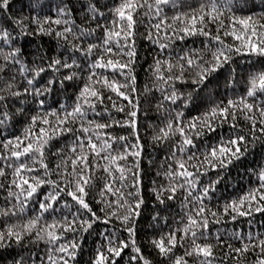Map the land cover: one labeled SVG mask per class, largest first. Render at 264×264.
<instances>
[{"label":"snow or ice","instance_id":"1","mask_svg":"<svg viewBox=\"0 0 264 264\" xmlns=\"http://www.w3.org/2000/svg\"><path fill=\"white\" fill-rule=\"evenodd\" d=\"M193 36L205 38L199 49L170 51ZM138 39L154 52L139 95ZM237 56L258 58L251 66L261 70L217 102L221 79L239 83ZM141 95L157 121L147 140ZM224 125L230 131L205 142ZM257 145L264 0H0V261L79 264L91 236L88 264H264V233L252 230L264 214V161L245 169L256 181L244 195L218 196Z\"/></svg>","mask_w":264,"mask_h":264},{"label":"trees","instance_id":"2","mask_svg":"<svg viewBox=\"0 0 264 264\" xmlns=\"http://www.w3.org/2000/svg\"><path fill=\"white\" fill-rule=\"evenodd\" d=\"M190 2H195V0H190ZM254 2L259 5L260 0H254ZM19 7V4L17 5ZM261 9L257 7L256 12L259 13ZM172 13L169 12V16ZM141 32L144 31L143 28L140 29ZM41 38H37V42L40 41ZM230 41V38H226ZM45 42L47 38H44ZM205 40L202 36H193L187 37L184 41H176L173 43L172 49L170 51H174V54H181V50L187 51L188 49H199L201 47V41ZM137 47V62L135 64V74L137 77V88L138 95L143 91L144 85L149 81L150 72L148 70L149 65L153 63V54L152 50H150L148 43L143 39H138L136 43ZM256 57H248V56H237L234 57V63L231 65L233 69H235L234 76L239 79V83H229L228 85L224 84L223 79H221L218 92L219 95H214L213 99L219 102L222 98H232L233 95H239L241 89L246 87L245 79L252 71L261 70V64L257 63L255 68L251 66L252 62L257 61ZM232 78H230L231 80ZM235 88V93H233L232 89ZM210 89L216 91V86L210 85ZM155 96H159V93H154ZM126 103V102H125ZM140 104H141V112L138 114V127L141 136L147 140L151 135V129L147 127L148 124H155L157 121L155 119L154 112L144 113L143 109H145L148 105L145 103L144 96H140ZM207 105H201L200 107L193 108L190 112L186 113V118L190 119L192 116L202 114L206 110ZM117 118H122V114L117 113ZM21 127L18 125V128ZM121 132V134H126L128 130H117ZM227 131H230L228 125H224L223 128L217 129L216 133L208 134V137L205 142L207 143H216L217 139L220 135H225ZM199 143V141H198ZM149 153L152 158H155L157 163L161 157V152L151 149L149 147ZM150 156L146 155L142 161V167L145 169L151 168L148 164V159ZM264 161V149H261L259 145H257L256 150L253 154L249 155L246 160L239 162L238 166L230 168V175L226 179V181L220 186L218 191V196L223 195L227 198H236L244 195L250 187L255 186L256 178L255 176L251 177V183L248 176L244 175L245 169L250 167H255L256 162ZM155 171V168H152L151 171H147L146 174L143 175V185H144V193L145 195H149L148 189L151 186V182L155 179L152 174ZM252 230L254 232L264 233V214H255L252 218ZM239 224L245 230H248V224L246 219H241ZM141 227L145 230L141 233L139 239L142 242H145V252L146 254L151 252L152 250L147 247L146 240L150 236V232L147 231V224H142ZM227 227L229 231L232 230L235 225L228 223H221L219 225H215V228H224ZM96 245L94 244V238L88 237L86 242L84 243L83 253L78 257L79 264H88L90 259L91 251ZM238 246V245H237ZM7 255V253H5ZM154 255V254H153ZM127 257H125L126 259ZM158 259V258H155ZM0 264H6L5 261H0Z\"/></svg>","mask_w":264,"mask_h":264}]
</instances>
